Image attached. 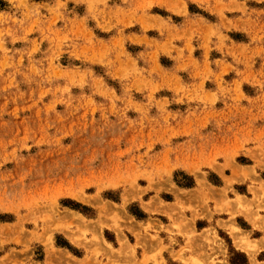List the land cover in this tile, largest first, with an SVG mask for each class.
<instances>
[{"label": "rangeland", "instance_id": "374dc122", "mask_svg": "<svg viewBox=\"0 0 264 264\" xmlns=\"http://www.w3.org/2000/svg\"><path fill=\"white\" fill-rule=\"evenodd\" d=\"M157 200L230 215L245 253L191 232V264H264V0H0V264L110 259Z\"/></svg>", "mask_w": 264, "mask_h": 264}, {"label": "crops", "instance_id": "0c3cea01", "mask_svg": "<svg viewBox=\"0 0 264 264\" xmlns=\"http://www.w3.org/2000/svg\"><path fill=\"white\" fill-rule=\"evenodd\" d=\"M222 180L225 182L224 179ZM162 202L164 201L157 200L156 203L152 204L151 206L149 205V202H144L145 206L144 204H140L146 219L143 222L135 221L136 224L127 226V228L122 233H119L117 230H115L113 234H111L114 235V241L113 243H110V245L113 247L115 253L112 254L110 259H106L104 257H98L96 259L93 257L95 251L93 246L90 248V250L88 249V246H83L82 244L81 246H78L77 243H74L68 235L64 234L70 245L75 247V249L84 248V250L82 251L81 257H75L77 262L63 260V257H61L59 259H55L53 264H155V261L160 264H164L166 263V253L172 255L173 260L177 261L179 264L184 263V261L176 258L174 255L182 256L184 259L190 261L191 264L195 259L191 250L182 252L184 249L197 246L196 243L190 244L192 242L190 233L195 232L196 234H200L210 229H214L218 233L221 232L225 234L227 237H229V239L232 240L233 247L236 251L244 252L238 248V246H236L231 230L228 228L231 217L227 212L219 213L213 210L211 206L210 212L199 211L198 215L202 216L197 218L190 227H187L185 225L184 218H182L183 215L181 212L179 213L178 217L175 218L173 223L169 221L163 223V219L156 217L157 215L165 216V214H163V210L168 209L162 206ZM177 202L178 201L175 200L174 204ZM182 203H184L186 206L193 204L190 198L183 199ZM184 216L187 220H192L193 218V214L189 212H185ZM261 216L264 217V214ZM239 220L243 221L247 228L246 230H250L253 234L257 235V237L252 238V241L261 242L264 239V231L256 229L244 216L237 215L235 217L234 225L237 228L242 231L245 230L241 227V225H239ZM130 229H132L133 232L130 231ZM136 232H140L144 237L141 241H139L138 237L135 235ZM128 233L131 234V236L134 238V241L126 242L122 240V243L120 239H122V236L127 238ZM146 234H148L149 237H145ZM153 238H159L162 242L154 240ZM170 249L173 250V254L170 252ZM263 250L264 249L261 251ZM224 257L225 261L229 264V261L226 260L228 259L227 251ZM220 261H222V257Z\"/></svg>", "mask_w": 264, "mask_h": 264}, {"label": "bare ground", "instance_id": "6f19581e", "mask_svg": "<svg viewBox=\"0 0 264 264\" xmlns=\"http://www.w3.org/2000/svg\"><path fill=\"white\" fill-rule=\"evenodd\" d=\"M100 195V194H99Z\"/></svg>", "mask_w": 264, "mask_h": 264}]
</instances>
